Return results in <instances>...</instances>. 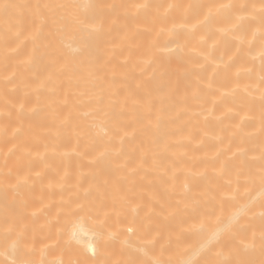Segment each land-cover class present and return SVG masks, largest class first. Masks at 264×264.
Masks as SVG:
<instances>
[{"label": "bare ground", "instance_id": "6f19581e", "mask_svg": "<svg viewBox=\"0 0 264 264\" xmlns=\"http://www.w3.org/2000/svg\"><path fill=\"white\" fill-rule=\"evenodd\" d=\"M0 264H264V0H0Z\"/></svg>", "mask_w": 264, "mask_h": 264}]
</instances>
